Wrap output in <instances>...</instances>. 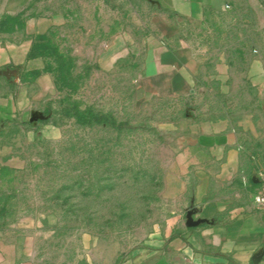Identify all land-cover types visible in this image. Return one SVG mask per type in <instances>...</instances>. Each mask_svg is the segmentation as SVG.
Returning <instances> with one entry per match:
<instances>
[{
    "label": "rangeland",
    "instance_id": "374dc122",
    "mask_svg": "<svg viewBox=\"0 0 264 264\" xmlns=\"http://www.w3.org/2000/svg\"><path fill=\"white\" fill-rule=\"evenodd\" d=\"M82 3L83 13L70 14L46 35L73 59L77 89L58 92L39 119L0 131L1 144L15 157L12 167L0 170V229L29 233L40 264L118 261L171 233L172 206L185 182L168 126L182 119L220 118L229 108L236 117L246 112L256 131L248 141L257 156L249 162L254 176L264 173V4L257 13L239 1L231 16L213 24L211 45L228 55L237 73L229 89L210 84L206 94L191 99L149 96L137 59L96 58L101 40L132 23L129 3L137 6L139 21L146 0L53 4L75 10ZM252 61L258 62L255 86L243 78ZM86 109L106 122L83 124Z\"/></svg>",
    "mask_w": 264,
    "mask_h": 264
},
{
    "label": "crops",
    "instance_id": "0c3cea01",
    "mask_svg": "<svg viewBox=\"0 0 264 264\" xmlns=\"http://www.w3.org/2000/svg\"><path fill=\"white\" fill-rule=\"evenodd\" d=\"M54 1L0 0V19L23 13L24 22L23 29L0 34V131L39 119L55 102L53 77L42 72L47 61L27 55L35 36L55 32L87 4L74 10L55 7ZM239 1L263 11L264 0H146L138 21V8L129 3L132 23L126 30L116 26V36L101 40L96 58L139 60L144 88L152 97L192 99L206 94L210 84L229 89L236 66L213 48L208 33L232 15ZM256 64L252 61L243 71L253 86ZM34 71L41 74L31 79ZM224 112L220 118L182 119L168 126L185 182L172 206L171 233L105 264H254L264 255V213L253 204L258 180L249 162L257 156L248 141L255 126L246 112L237 117L233 109ZM12 153L0 140V170L13 166ZM187 216L195 226H187ZM0 264H40L33 237L1 228Z\"/></svg>",
    "mask_w": 264,
    "mask_h": 264
},
{
    "label": "trees",
    "instance_id": "16d2710c",
    "mask_svg": "<svg viewBox=\"0 0 264 264\" xmlns=\"http://www.w3.org/2000/svg\"><path fill=\"white\" fill-rule=\"evenodd\" d=\"M22 15L23 13H20L15 17L5 16L4 20L0 24L2 32L11 33L16 29H23L24 22ZM27 58H42L47 61L42 72L52 75L54 88L57 92L65 91L69 94L77 89L75 79L72 77V70L74 68L73 59L69 56L61 54L46 35H37L34 37ZM50 60L56 64L55 68H52ZM40 74L41 72L34 71L30 73V77L31 79H35ZM45 112L48 111L46 110ZM80 121L83 124H102L106 122L104 116L95 114L91 109H86L81 114Z\"/></svg>",
    "mask_w": 264,
    "mask_h": 264
},
{
    "label": "built area",
    "instance_id": "2783aa9c",
    "mask_svg": "<svg viewBox=\"0 0 264 264\" xmlns=\"http://www.w3.org/2000/svg\"><path fill=\"white\" fill-rule=\"evenodd\" d=\"M257 180L258 187L253 196V204L259 211L264 213V173H258Z\"/></svg>",
    "mask_w": 264,
    "mask_h": 264
},
{
    "label": "water",
    "instance_id": "95a60500",
    "mask_svg": "<svg viewBox=\"0 0 264 264\" xmlns=\"http://www.w3.org/2000/svg\"><path fill=\"white\" fill-rule=\"evenodd\" d=\"M195 225H196V223H194V222L191 221L190 216H187V226H188V227H192V226H195ZM261 257H262V256H260V257H258V258H256V259H254V261H253L254 264H258V262L260 261Z\"/></svg>",
    "mask_w": 264,
    "mask_h": 264
}]
</instances>
